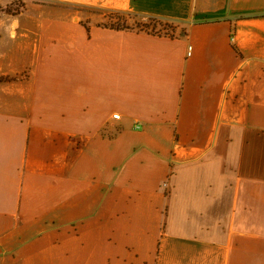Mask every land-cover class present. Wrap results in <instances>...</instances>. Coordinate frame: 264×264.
Returning a JSON list of instances; mask_svg holds the SVG:
<instances>
[{
	"label": "crops",
	"instance_id": "0c3cea01",
	"mask_svg": "<svg viewBox=\"0 0 264 264\" xmlns=\"http://www.w3.org/2000/svg\"><path fill=\"white\" fill-rule=\"evenodd\" d=\"M22 2L0 12V264H264V0Z\"/></svg>",
	"mask_w": 264,
	"mask_h": 264
},
{
	"label": "rangeland",
	"instance_id": "374dc122",
	"mask_svg": "<svg viewBox=\"0 0 264 264\" xmlns=\"http://www.w3.org/2000/svg\"><path fill=\"white\" fill-rule=\"evenodd\" d=\"M14 2L15 4L13 8H19L21 6L22 0H14ZM7 6H4V7H7ZM86 10L91 12V14L93 15L92 19H101L100 24L111 22L112 21L111 16H113L114 20H117L118 18H121V17H125L128 23L132 25L135 29L141 30L138 23L147 24L148 27L146 26L144 28L145 30H148L150 32L169 34L171 36L177 35L176 28L173 23L165 21L158 17H153V16L146 17V16L138 15L134 12H125L121 10H109V9L105 10V9H100L97 7H91V6L86 7ZM100 13H105V15H100ZM164 186L165 188H167L166 185Z\"/></svg>",
	"mask_w": 264,
	"mask_h": 264
},
{
	"label": "trees",
	"instance_id": "16d2710c",
	"mask_svg": "<svg viewBox=\"0 0 264 264\" xmlns=\"http://www.w3.org/2000/svg\"><path fill=\"white\" fill-rule=\"evenodd\" d=\"M14 4H15V2L11 3L7 7H4L2 4H0V12L5 11V12H7L9 14H13V15L21 13L22 10L25 7V3L24 2L21 3L20 7H22V8H20V7L19 8H13ZM111 17H112V21L111 22L105 23V24H101V25L105 26V27H110V28H113V29H132V28L134 29V27L128 23V21H127V19L125 17L118 18L117 20H114L113 16H111ZM85 25H86L87 28H89L88 24L85 23ZM138 25L141 28V30H145L144 27H146V26L148 27L147 24H139L138 23ZM231 36H234V33L231 34ZM233 47L235 48V50L237 52L240 53L239 48L235 44H233ZM15 79H17V77H9V76H7V77L1 76L0 77V80H15Z\"/></svg>",
	"mask_w": 264,
	"mask_h": 264
},
{
	"label": "built area",
	"instance_id": "2783aa9c",
	"mask_svg": "<svg viewBox=\"0 0 264 264\" xmlns=\"http://www.w3.org/2000/svg\"><path fill=\"white\" fill-rule=\"evenodd\" d=\"M191 52H192V46L189 47V54H191ZM114 117H115V118H120V114H119V113H115V114H114ZM164 185L167 186V183L165 182Z\"/></svg>",
	"mask_w": 264,
	"mask_h": 264
}]
</instances>
